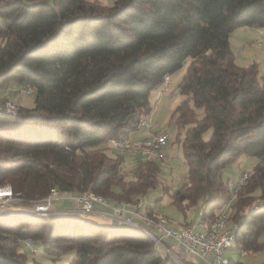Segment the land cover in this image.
Here are the masks:
<instances>
[{"label": "trees", "instance_id": "1", "mask_svg": "<svg viewBox=\"0 0 264 264\" xmlns=\"http://www.w3.org/2000/svg\"><path fill=\"white\" fill-rule=\"evenodd\" d=\"M241 27L264 32V0H0V88L33 87L32 107L0 108L7 205H36L55 188L133 206L156 188L161 159L135 156L126 173L129 155L101 144L128 141L151 112L150 93L188 59L172 114L187 173L170 199L183 212L200 204L202 231L226 214L239 253L264 249V74L235 60L228 38ZM241 155L257 162L231 195L221 170ZM142 228L0 214V264H43L19 250L25 238L53 259L73 251L68 264H178Z\"/></svg>", "mask_w": 264, "mask_h": 264}, {"label": "rangeland", "instance_id": "2", "mask_svg": "<svg viewBox=\"0 0 264 264\" xmlns=\"http://www.w3.org/2000/svg\"><path fill=\"white\" fill-rule=\"evenodd\" d=\"M98 1H100L102 4H105L107 6H111L114 3V0H98ZM243 28L244 27L233 30L236 32L231 37V42H230L231 48L232 49L239 48L243 44H246L247 41H249L247 44L248 49L246 52L247 53L251 51L256 52L257 56L256 58H254V61H252V63L257 64L258 72L260 75L264 74V46L262 44H258L259 42L257 44L254 43L253 39L252 40L248 39L247 36L244 34V32L241 30ZM233 31L230 32L228 40L230 39V36L233 33ZM187 64H188V59L183 63V65L179 69H177L170 75V88L171 89L178 87V84L183 74L185 73ZM22 89H23L22 87H20L17 83L13 81L7 83L5 87L0 88V108L4 100H10L11 102L15 103L16 106L19 105V106L27 107V108L32 107L33 106V95L25 94ZM182 99H183V96L180 94V92L177 93L174 97H171L168 93L162 92L161 86H158L157 88H155L150 93V96H149V104L151 105V108H152L151 112L149 116L145 117V119L149 122V126L139 127L138 130L130 134L128 140L133 141L137 139H143L145 137H151L152 135H157V134H165L167 136L168 144L165 146V149H164L165 158L163 159L159 157L157 158V159H161V162H159V165L161 167V171L159 175V185L153 190L149 191L147 195L144 196L143 198H139V200H143V202L145 201L146 203V205L144 204L145 210H146L147 205L150 207H153L156 210L157 214H159L160 216H165L166 218H168L170 221L174 223H184L185 220L188 223L189 222L195 223L198 220L197 210L200 204H198V206L194 208H189L183 212L170 199L171 192L173 190H176L182 184V182L184 181L186 177V173H187V166L183 159L181 144L176 141L177 131L175 128L174 119L172 118L174 109L176 108V106L179 104V102ZM11 102L8 101V104L15 105ZM197 112L200 113L201 111L197 110ZM210 134H211V129L205 130L202 134V139L207 140L210 137ZM101 146L108 148L106 150L107 153H112V149L109 147L108 142L101 144ZM125 158H126V170L125 171L126 173H128L131 167V164L134 162V159L136 158L135 156L133 157L126 156ZM157 161H160V160H157ZM256 162H257V159L255 157L241 155L235 161L226 164L222 168L221 170L222 179L224 180V182H226L227 180H231L233 183H235L238 180H240L241 173L251 172ZM162 186H166L168 188V191H165L162 188ZM0 188H1L0 194H3L4 192L7 193V191H10L12 194V191L10 190L9 186L0 187ZM83 193L90 194L89 192H83ZM83 193H80L79 195L78 194L71 195V194H62L61 192L60 193L56 192V194L52 197L53 201L51 203H53V206L51 209L53 212H51V214L55 212L56 213L61 212L57 210L58 209L57 207L63 206L62 204L63 198L64 199H67V198L77 199L81 197ZM58 199H62L60 200L61 202H55V200H58ZM44 200L36 205L45 204L46 200L45 201ZM139 200H136V201H139ZM89 203L92 205L100 204L98 201H92V203L89 201ZM0 205H3V204H0ZM106 205L109 206L107 203ZM157 214H155V217L153 216V219L158 221ZM45 215H49V214H45ZM81 215H84V219L86 218V220L88 221L91 220L89 219L90 218L88 216L89 214H81ZM37 216H42V215H37ZM226 223H225V229H230L231 226L233 225L231 224L229 227L226 228ZM34 246L37 250V252L34 254L30 253L23 243H21L19 246V250L22 252H25L26 259L30 262H32L34 259V261L40 262L43 264L44 263L45 264L47 263L68 264V262L74 255L73 251H69L59 258L53 259L45 255V253L42 250V247L39 244H34ZM223 256L227 258L228 260H232L234 262H241V264H264V249L258 252H255V253H252V252L245 253L243 256H241L240 253L236 251L235 245H232L230 248L224 251ZM185 264H188V263L185 262Z\"/></svg>", "mask_w": 264, "mask_h": 264}, {"label": "built area", "instance_id": "3", "mask_svg": "<svg viewBox=\"0 0 264 264\" xmlns=\"http://www.w3.org/2000/svg\"><path fill=\"white\" fill-rule=\"evenodd\" d=\"M260 44L264 46V32H261L259 37ZM25 94L31 95L30 85L22 87ZM161 89L163 93H168L171 97H174L179 93V89L170 88V76L165 75L162 81ZM5 110L8 113H17L19 108H13L8 105V100H4ZM139 127L149 126V122L142 118L139 122ZM139 142H146L149 146V153L139 152ZM110 145H116V147L126 148V154L133 157V154H141V158H149L150 153H158L159 158H165L164 149L168 144V138L165 134L152 135L151 137L144 139H137L133 141H121L117 139H110ZM249 172H243L240 175V180L233 183L231 180L225 182V186L232 194H236L241 189V181L248 178ZM62 199L55 200L60 202ZM64 200V198H63ZM77 204V212L80 214L97 213L110 217L117 222V224H138L145 226L156 236L157 244L164 251V255H168L170 258H177L180 264H185L187 259L195 258L202 261H207L209 264H220L221 253L227 250L228 246V232L211 235V230L207 233L197 234V229L194 225L178 224L170 221L165 216L158 214L157 224H146L141 216V205L146 204L145 201L142 204L131 207V211H117L109 206L92 205L89 203L88 197L73 199ZM20 203H10L8 206H2L0 209H28V210H40L47 214L53 212V203L45 206L32 205L29 207H22ZM103 207L104 210L99 211L97 207ZM123 213L129 214V216ZM218 222V215L214 218L213 224ZM212 224V225H213ZM236 226V224H235ZM22 243L28 249L30 253H36L37 250L32 245L30 238H25Z\"/></svg>", "mask_w": 264, "mask_h": 264}, {"label": "bare ground", "instance_id": "4", "mask_svg": "<svg viewBox=\"0 0 264 264\" xmlns=\"http://www.w3.org/2000/svg\"><path fill=\"white\" fill-rule=\"evenodd\" d=\"M259 44H260V41H259ZM32 93H33V89L31 88V94ZM8 105L13 107V108H17L16 105H12V104L11 105L8 104ZM3 108L5 110V104H3ZM6 112H8V111H6ZM112 146L115 149H118L120 151H126V148H124V147H116V145H112ZM139 152L149 153V146L146 145V142H139ZM133 156L141 157V154H133ZM158 157H159L158 153H150L149 154V158H143V159L144 160L153 161V160L157 159ZM56 192H58L56 189H51L50 193H49V195H48V197L46 199V203L43 204V205H38V206H45L47 204H50L53 201L52 197L56 194ZM86 197H88V200L91 203H92V201H98L100 204H102L104 206H107L106 203L103 201V199L101 197H99L98 195L95 196V194H91V193L90 194H85V193H83L82 196L79 197V198H86ZM12 198H13V195L11 194L10 191H7V193L4 192L3 194H0V204H3V205H0V207L6 206L8 204V202H10V200ZM142 203H143V200L135 201L133 207H136V205H139V204H142ZM145 205L144 204L141 205V216H142L143 221L146 222V224H157L158 221L154 220L153 216L148 215L147 212L145 211ZM127 207H128V205H126L124 203H120L119 205L113 207V209L117 210V211H121V210H123L124 208H127ZM19 213H23V214L30 213V214H34V215H45V214H47V213L42 212L40 210H28V209L27 210H22V209H16V210L15 209H11V210L3 209L2 210V209H0V214H5L6 215V214H19ZM200 214H201V210L199 209L198 215H200ZM226 221H227L226 215L224 213L223 214H219L218 215V222H216L215 224H213V222H212L208 226V229L205 230V231H198L197 230V234H204V233H207L208 230H211V235H219V234L227 233L229 231L228 232V246H227V249H228V248H230L233 245V241H234L233 229H234L235 225L233 224L230 229H225ZM129 225H131L133 228H142L138 224H129ZM142 229H143V232L146 233L147 236H149L152 239V241L155 244V247L157 249H160V247L157 244L156 236L154 234L150 233L149 231H146L144 228H142ZM174 259L178 263L177 258H174ZM220 264H228V260L223 256V253H221Z\"/></svg>", "mask_w": 264, "mask_h": 264}, {"label": "crops", "instance_id": "5", "mask_svg": "<svg viewBox=\"0 0 264 264\" xmlns=\"http://www.w3.org/2000/svg\"><path fill=\"white\" fill-rule=\"evenodd\" d=\"M241 30L244 32V34L247 36L248 39H250V40L253 39L254 43H256V44L259 42V37L261 35V32H263L256 27H244ZM235 32L236 31H233V33L231 34L230 39H229L230 48H231V43H230L231 37L233 36V34ZM248 42L249 41H247L246 44H243L239 48H235V49L231 48V50L235 56L236 62L241 66H247V65L251 64L252 61H254V58H256V56H257L256 52H252V51L248 52V53L246 52L248 49V47H247ZM145 138H148V137H145ZM62 204H63V206L57 207L58 208L57 210L61 211L60 213H69V214L81 215L79 212H77V210H76L77 204L73 199H71V198L64 199L62 201ZM95 205H100V204H95ZM100 206H103V205H100ZM100 206L97 207V209H99V211L104 210V208L100 207ZM147 207H150V206L147 205ZM111 208H113V207H111ZM121 211H131V206L124 208ZM198 211H197V215H198ZM153 212H155V214H157L155 209ZM123 214L126 216H129V214H127V213H123ZM81 216L84 217V215H81ZM88 216L90 217L89 219H91L89 221H92V222L97 223L99 225H114V224L119 225V224H117V222H114V220L112 218L107 217L105 215H101V214H97V213H90ZM230 222L231 221H229V219H227L226 228L230 226ZM185 223H188V222H186V220H185ZM189 223H190V225H194L198 231H202L201 230L202 225L198 223V220L195 223H192V222H189ZM120 225H122V224H120ZM127 225H129V224H127ZM129 226H131V225H129ZM240 255L243 256L244 254L240 253ZM186 262L188 264H209L207 261L205 262V261H202L200 259H195V258H190V257L187 259Z\"/></svg>", "mask_w": 264, "mask_h": 264}]
</instances>
